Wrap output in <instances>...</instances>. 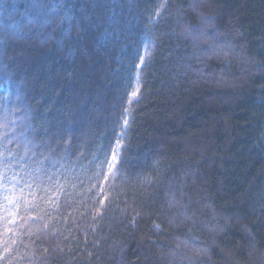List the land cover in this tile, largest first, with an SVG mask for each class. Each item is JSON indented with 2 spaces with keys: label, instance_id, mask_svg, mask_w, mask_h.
I'll return each instance as SVG.
<instances>
[{
  "label": "trees",
  "instance_id": "obj_1",
  "mask_svg": "<svg viewBox=\"0 0 264 264\" xmlns=\"http://www.w3.org/2000/svg\"><path fill=\"white\" fill-rule=\"evenodd\" d=\"M4 177L0 264H264V0H0Z\"/></svg>",
  "mask_w": 264,
  "mask_h": 264
},
{
  "label": "snow or ice",
  "instance_id": "obj_2",
  "mask_svg": "<svg viewBox=\"0 0 264 264\" xmlns=\"http://www.w3.org/2000/svg\"><path fill=\"white\" fill-rule=\"evenodd\" d=\"M137 95H138V90L131 93L132 97H137ZM124 124H125V126H127L128 121L125 120ZM5 139H7V134L5 135ZM61 139H63V137H61ZM66 144L70 145V141H66ZM66 150L67 149H65V151ZM116 160H117V156H116L115 152L112 153L111 160H108L107 158H105V163L108 165V171L107 172L103 171V167H101V174L103 175L102 183H106L109 179V176L113 174L111 170L115 166L113 162ZM52 166L54 168L55 163H53ZM36 179L38 180L39 177H37ZM56 179H57V177L55 174L48 175L49 181L56 180ZM4 180H6V177L0 178V187L3 188V202L0 203V212L5 213V215L3 216V219L7 224H15L16 223L15 216L17 215V212L15 210L21 206V201L16 196L14 189L12 191H10L7 188V186L4 184ZM33 182H35V181H33ZM26 184H27V182H26ZM27 186L29 188L32 187L31 184H27ZM52 187H53V190H55L58 187V185H53ZM93 187H99L100 193H101V195H103L104 189H103L102 185H94ZM20 191L22 194L23 189H21ZM41 191H44V190L42 189ZM44 195L47 196L48 193L44 192ZM104 198L106 199L107 197H104ZM8 231H11V229H8ZM5 251L7 252L8 249L5 248Z\"/></svg>",
  "mask_w": 264,
  "mask_h": 264
}]
</instances>
